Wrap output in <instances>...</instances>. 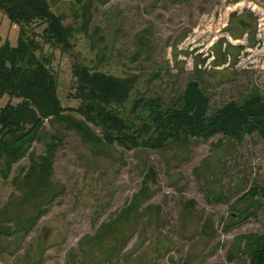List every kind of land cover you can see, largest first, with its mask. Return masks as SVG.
Returning a JSON list of instances; mask_svg holds the SVG:
<instances>
[{"label": "rangeland", "instance_id": "374dc122", "mask_svg": "<svg viewBox=\"0 0 264 264\" xmlns=\"http://www.w3.org/2000/svg\"><path fill=\"white\" fill-rule=\"evenodd\" d=\"M92 2L88 26L103 29L105 41L100 46L107 58L97 70L121 77L138 75L124 109L134 123L147 119L141 105L133 111L135 98L159 97L165 106L182 93L188 82L197 79L208 96L209 114L253 91L264 98V0ZM60 8L68 5L61 4ZM242 20L248 28L241 29ZM32 27L39 33L44 25ZM16 31L0 12V40H13ZM79 38L76 50L94 65L96 49L89 48L82 34ZM43 50L53 56L50 68L58 80L62 105L77 108L79 102L68 97L73 94L72 59L48 45ZM44 130L57 132L62 138L51 177L61 192L53 203L44 205L31 231L15 232L12 239L0 241V264H82L83 250L90 260L86 264H248L247 256L228 260V251L238 244L240 236L262 232L261 212L245 222L225 224L234 214L231 206H241L238 198L264 183V145L256 133L244 135L230 146L221 135L206 141L194 138L185 150L167 147L160 153L124 151L115 145L108 158L93 156L76 134L63 126L45 123ZM218 141L220 144L213 147ZM32 144L31 151L43 154L42 142ZM144 163L157 174L149 185L150 200L143 206L160 207L158 228L154 222L142 226L113 261L104 259L102 248L93 252L83 246L81 250L80 241L94 236L99 225L138 191ZM27 165L25 157L12 167L7 179L0 177V207L12 194L19 195L11 179L19 167ZM220 194L228 201H215ZM183 200H193L195 207L193 218L187 217L181 232ZM231 218L233 222L235 214ZM205 219L211 220L213 232H207L209 238L199 231ZM164 236L169 239L168 248L162 243Z\"/></svg>", "mask_w": 264, "mask_h": 264}, {"label": "trees", "instance_id": "16d2710c", "mask_svg": "<svg viewBox=\"0 0 264 264\" xmlns=\"http://www.w3.org/2000/svg\"><path fill=\"white\" fill-rule=\"evenodd\" d=\"M107 1L98 0L102 4ZM92 3V0H0L1 14L7 17L9 26L17 28L13 40L8 37L0 40V177L7 179L12 167L28 158V165L19 167L11 179L19 195L12 194L0 207V241L11 238L15 232L31 231L43 214L44 205L53 203L61 192L51 177L55 153L63 142L57 132L50 134L44 130L45 123H56L65 131L74 132L95 157L110 158L115 145L133 152L160 153L167 147L185 150L191 139L206 141L218 135L226 138L230 146L240 142L244 135L256 133L264 145V98L253 91L248 97L229 101L209 114L208 96L198 79L188 82L182 93L165 106L159 97L135 98L133 111L141 105L147 119L134 123L124 109L133 95L138 75L121 77L97 70L107 58L100 46L105 41L103 29L98 25L92 29L88 26ZM61 4L68 8H60ZM239 23L241 29L248 28L245 21ZM33 25L44 28L37 33ZM81 34L88 39L89 48L97 51L94 65L76 50ZM141 41L144 45L145 40ZM44 45L59 49L72 59L73 94L68 97L79 102L77 108L62 105L58 80L50 68L53 56L43 53ZM35 141L44 144L43 154L31 151ZM219 144L220 141L213 147ZM144 165L138 191L123 208L99 225L94 236L80 241L81 250L83 246L93 252L102 248L104 259L113 261L142 226L154 222L158 228L160 207L143 206L150 200L149 185L155 182L157 174L152 166ZM214 200L227 202L228 198L220 194ZM237 203L241 206L230 208L236 219L231 222L234 214L230 215L225 226L256 218L261 212L263 229L257 235L240 236L238 244L228 251V260L240 255L248 257V264H264V183L245 191ZM194 207L193 200L180 203L181 232L187 217L193 218ZM199 231L209 238L213 232L211 220L205 219ZM168 241L164 236L162 243L166 246ZM82 252V264L90 263ZM99 259L103 258L99 256ZM141 259L142 256L140 262Z\"/></svg>", "mask_w": 264, "mask_h": 264}]
</instances>
